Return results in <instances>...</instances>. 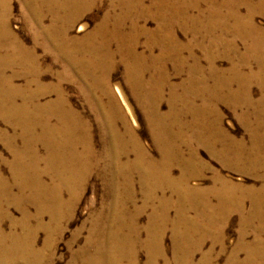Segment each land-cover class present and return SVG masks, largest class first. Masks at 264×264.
<instances>
[{
    "label": "bare ground",
    "instance_id": "1",
    "mask_svg": "<svg viewBox=\"0 0 264 264\" xmlns=\"http://www.w3.org/2000/svg\"><path fill=\"white\" fill-rule=\"evenodd\" d=\"M103 1L21 0L32 34L33 46L27 48L8 28L10 1L0 0V120L13 130L12 135L0 130L1 142L13 154L12 182L0 177V264H57L55 238L62 234L61 224L71 220L78 192L93 176L103 185L102 207L89 221L82 247L71 251L68 264H139L142 250L145 264H191L208 239L223 249L222 232L233 212L241 216V230L228 264H264V183L246 187L215 174L211 188L193 184L209 170L199 158L200 148L226 169L264 182V123L257 120L253 126L249 120L263 117L264 108L251 101L249 78L237 73L238 65L233 63L231 71L238 74L234 80L240 91L227 97L232 98L230 108L236 111L247 106L254 111L250 113L253 116L239 117L249 134L250 146L245 148L243 143L231 140L216 104L223 99L207 87L201 64L195 59L193 48L200 42L183 43L177 36L178 30L196 34L197 28L188 25L192 20L187 15L202 3L210 9L209 21L222 24L234 18L235 24L230 21L233 25H221L227 31L220 30L222 35L233 33L231 36L250 39L246 56L219 34L218 40L210 41L214 54L201 42L209 59L208 77L214 84L208 86L229 88L230 83L221 81L217 59L239 56L247 61L251 55L258 61L259 70L250 80L264 87V31L251 23L255 10L249 9L250 20H242L231 8L241 4L240 0H150L149 5L147 0H107L110 9L94 31L72 37L75 21ZM224 8L229 10L225 16ZM48 16L51 22L45 26ZM148 19L155 21V30L141 25ZM214 24L205 32L214 34L219 29V24ZM142 38L148 53L138 50ZM38 46L52 56L51 65L60 67L54 83L45 82V75L53 69H42L36 54ZM117 58L146 118L156 157L143 146L136 129L123 120L109 89ZM9 71L12 75L7 74ZM171 74L185 79L172 83ZM19 78L24 79L23 87L15 85ZM64 82L77 87L92 119L75 108L65 93ZM167 86L171 90L170 105L163 114L160 107ZM115 92L128 109L122 91L116 88ZM50 94L55 98L46 101ZM197 100L201 101L199 105ZM261 172L263 176L259 177ZM43 175L49 176L51 183H45ZM211 197L216 199L215 205ZM246 201L250 203L249 212H245ZM9 207L20 212L19 220L11 218ZM147 212L148 223L142 227L140 221ZM6 220L9 233L2 229ZM167 229L173 237L171 259L163 248ZM247 229L256 234L249 243ZM39 230L46 233L42 248L37 246ZM83 230L72 235L70 250ZM239 250H246V263L237 262ZM199 264H211L209 256Z\"/></svg>",
    "mask_w": 264,
    "mask_h": 264
},
{
    "label": "rangeland",
    "instance_id": "2",
    "mask_svg": "<svg viewBox=\"0 0 264 264\" xmlns=\"http://www.w3.org/2000/svg\"><path fill=\"white\" fill-rule=\"evenodd\" d=\"M9 1L11 3L9 2V15L7 16L8 28L27 48H31L33 46L32 34L29 31V27H28L29 22L27 21V16L25 15V11L21 3V0H9ZM240 1H241L240 2L241 4H239L238 2L237 5H234L231 8L240 16V18H242V20L249 19L248 15L252 13V11H250L249 9L255 10V13L252 14L251 23L254 26H256V28L264 31V0H240ZM150 2H151L150 0H147L146 4L149 5ZM109 4H110V1H107V0H104L102 3L97 2V4L92 9L85 12L79 20L75 21L73 25V29L70 33L71 36L80 38V37H83L84 35L92 33L94 29L100 23V20L102 19V17L110 9ZM257 9H261V11ZM228 11L227 9L224 8L223 15L224 16L227 15ZM187 16L190 20H192L190 24L188 25L190 26L191 24L192 25L194 24L193 28L196 27L198 33L196 32V34L195 35L193 34L192 36V33L186 34L183 31L178 30L177 36L178 38H180L179 39L180 41L181 40L182 42L184 41L183 43L189 42V41H194V42L197 41L196 43L200 42V44L195 45V47L193 48V52L196 57L195 59L199 60L201 64L205 82H208V85L212 86L211 84L213 83L208 77L209 59H207V55H205V51H203V49L200 47L201 42H203L202 43L203 46L211 47V49H213V54H214L215 47L211 43L218 40V37L220 36L219 38L221 37L225 38V40L228 42L229 40L230 42H234L237 46L239 54L246 56L245 53H246L247 48L250 45L251 40L248 38H243L239 36H235V37L231 36L233 33L229 35L225 33L224 35L226 36L222 35V30H220V28H223L222 26H231L233 25V23L235 24L234 18H230L228 22H222V24L217 21H209L210 9L208 5L204 3L200 4L198 9L191 10V12H189ZM230 21L233 23H231ZM50 22H51V19L48 16L44 20V25L48 26ZM144 24L146 25V27H148L149 30H155L156 28V23L152 19H148L146 22H141V25H144ZM213 24L217 25V27L219 24V29L214 34L210 35L206 33L205 31H207L208 26L213 25ZM192 25L190 26L191 28H192ZM223 29L224 31H227L225 30V28ZM216 34H219V36ZM138 50L139 52L144 51L148 53L145 38H142L140 40ZM36 54L41 60V67L43 70L46 71L47 67L52 66L53 70H51V73L45 75L46 77L45 82L54 83L56 79L55 77L56 74L60 72V67L58 65L56 66L51 65L52 56L50 54L45 53L42 47H39V46L37 47ZM218 54L219 53L217 52L214 55V57L217 58ZM252 58L254 57L249 55L247 58L248 59L247 61L242 60L239 56H232L231 58L217 59L215 62L216 63L215 65L217 66V68H219V71L221 72L223 76L221 81L225 83H230L229 88L225 87L221 89L217 86L216 88H213L207 85L209 89L215 90L217 95L222 97L223 99L222 101H218L216 103V104H219V111L222 115L223 128L226 130L231 140L237 143L239 142L243 143L245 148H248L250 146V139H249V134L247 133V130L245 129L244 125L241 123V119L239 117L242 114L253 116L250 113L254 111V108L243 106L239 109H236V111H234L232 108H230V105L232 104V98L231 99L229 98L231 95H235L239 93L240 91L238 81L234 80L235 77L236 78L238 77L237 73H239L242 77L249 78V80H247V83L249 84L248 93H249V97L251 101H253L254 104H258L259 107L264 108V87H262L261 84L258 83L256 80L254 79L250 80V76L259 70V66L257 64L258 61L257 60L255 61ZM114 62H115L116 67L114 68L112 72V76H111L110 83H109L110 84L109 89L111 90V93L114 95L119 108H121L120 110H121L122 117L124 116L123 120H126L134 129H136L143 146L145 145V148L151 153V155L156 157L157 153L152 148V145H151L150 130L148 128L144 113L142 112L141 108L137 104V101L135 100V98L132 96L130 92L129 86L126 83L125 71H124L122 64L120 63L119 58L115 59ZM233 63L238 65L239 72L235 73L231 71ZM15 71L19 72L20 69L15 68ZM169 73H171L170 68H169ZM7 74L12 75V72L9 71ZM171 76H172L171 82L175 84H178L182 80L185 79L184 76L176 77L173 74H171ZM196 78L199 79L198 76H196ZM15 85L23 87L24 79L23 78L17 79L15 82ZM63 88L65 90L66 95L69 96V98L71 99L75 108L79 111L83 110L85 113L87 112L86 115L90 119H92L91 113L88 112V108H87L86 103L83 100V97L77 91L78 90L77 87L68 82H64ZM116 88H119V90L122 91L125 101L129 107L128 108L129 110L127 109L126 106H124V103L120 100L117 93L115 92ZM170 91H171L170 87L167 86L164 92L163 100H162L163 103L161 102V107H160V112L163 114L169 111V105H170L169 97L171 95ZM178 91L179 93L181 92L180 89H178L177 92ZM228 96L229 98H227ZM54 98H55V95L50 94L46 98V101L50 99L53 100ZM211 101H216V100L212 99ZM200 103H201L200 100L196 101V105H199ZM249 120L253 123V126H255L256 125L255 122H257V120L264 123V116L258 119H255L254 117H249ZM0 130L6 131V133L9 135L13 134V130L9 126H7L2 120H0ZM199 158L201 161H203L205 164L209 166V170L206 171L204 178L193 181V184L199 185L200 187L204 189L206 188L208 189L213 186L212 178L215 176V174H218L221 178L226 179L232 183L241 184L246 187H251V186L260 187L262 183H264L263 181L252 180L251 178H249L247 175L243 173H240L237 171L235 172L234 170H231L229 168L226 169L215 158L211 157L205 148L199 149ZM12 161H13L12 152L9 151V149H7L4 146L3 142H1L0 140V177L3 180L7 181L8 183L12 182L13 172L10 167V164L12 163ZM39 168L42 169V165H40ZM258 175L259 177H262L263 173L261 172ZM175 176L176 177L178 176L177 170L175 171ZM42 179L47 184L51 183V179L49 176L43 175ZM102 196H104L103 185L99 181V179L95 176H93L88 181L87 185L82 191L78 192L77 203L74 205V209L72 211L73 216L70 221H66L65 223L61 224L63 227L62 234L60 237H56L55 238L56 240L54 241L55 246H54L53 251L56 257L58 258L57 264H68L71 260V254H72L71 251L79 249L84 244V240L86 236L85 229L88 227L89 221L91 220L94 213L96 211L98 212L100 210V207H102V200H103ZM65 198L69 199L68 195L65 196ZM139 199L141 200V198ZM210 202L212 205H215L217 203L216 199L213 197H211ZM244 206H245V212H249V209H250L249 201H246ZM30 211L32 214L35 212L33 208H31ZM9 213H10L11 218H14L15 220H19L21 218L20 212L13 207H9ZM148 216H149V212L145 213L144 216L141 218L140 225L142 227L143 226L145 227L147 225ZM189 216H195V215L194 213H190ZM47 221L48 219L45 218L44 222L46 223ZM30 223H31L30 224L31 227L34 228L35 222L32 221ZM83 224L85 227L83 226ZM82 227L84 229L82 236L79 238V241L74 244L73 249L70 250L68 248V243L71 241L72 235L78 229H81ZM2 229L4 230L5 233H9L11 231L9 221L6 220L3 223ZM240 230H241V216L237 214L236 212H233L229 215L227 226L222 232L223 237L225 239V245L223 249L222 247L218 245L213 246L212 240L208 239L207 241H205L202 250L195 253L191 264H199L201 260L203 259V257L205 256H209L211 264L230 263V258L236 252V244L239 240ZM246 232H247V235H246L247 243L252 242L255 239L256 234L251 229H247ZM45 239H46V233L41 230L37 231V246L39 248H42L44 246ZM172 239H173L172 231L171 229H167L164 239H163V248L166 251L168 259H171L172 257ZM247 256L248 254L246 253V250H239L236 256L237 262L246 263ZM138 262L139 264L146 263V253L144 250H142L139 253ZM45 263L46 261H44L42 264H45Z\"/></svg>",
    "mask_w": 264,
    "mask_h": 264
}]
</instances>
